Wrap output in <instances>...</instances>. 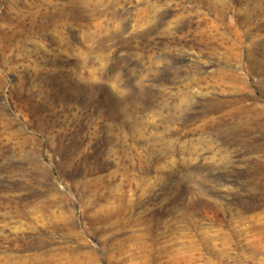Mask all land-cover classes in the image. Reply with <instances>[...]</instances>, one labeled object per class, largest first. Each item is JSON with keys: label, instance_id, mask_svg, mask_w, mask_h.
<instances>
[{"label": "rangeland", "instance_id": "1", "mask_svg": "<svg viewBox=\"0 0 264 264\" xmlns=\"http://www.w3.org/2000/svg\"><path fill=\"white\" fill-rule=\"evenodd\" d=\"M0 264H264V0H0Z\"/></svg>", "mask_w": 264, "mask_h": 264}]
</instances>
